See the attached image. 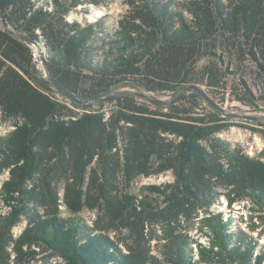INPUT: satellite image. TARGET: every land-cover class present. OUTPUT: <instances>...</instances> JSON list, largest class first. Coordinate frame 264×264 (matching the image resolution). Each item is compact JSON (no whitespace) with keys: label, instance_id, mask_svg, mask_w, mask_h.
Segmentation results:
<instances>
[{"label":"trees","instance_id":"1","mask_svg":"<svg viewBox=\"0 0 264 264\" xmlns=\"http://www.w3.org/2000/svg\"><path fill=\"white\" fill-rule=\"evenodd\" d=\"M83 1L53 0L44 10L36 0H0L10 25H0V120L13 124L0 135V177L8 175L0 264L56 256L65 264H264L258 239L214 209L222 199L229 208L248 203L249 228L262 234L264 150L250 155L220 137L235 124L195 91L171 106L135 94L103 100L197 84L263 109L264 90L233 65L250 59L264 76V0H127L117 24L69 20ZM29 42L48 80L99 107L56 96L35 74ZM165 173L173 181L135 191L139 178Z\"/></svg>","mask_w":264,"mask_h":264},{"label":"rangeland","instance_id":"2","mask_svg":"<svg viewBox=\"0 0 264 264\" xmlns=\"http://www.w3.org/2000/svg\"><path fill=\"white\" fill-rule=\"evenodd\" d=\"M102 1V0H101ZM37 4L43 6L44 10H51L50 7L53 4V0H36ZM48 2V4H46ZM46 4V7L44 5ZM50 6V7H49ZM89 8V13L85 10ZM129 8L127 0H104L103 3L97 5L89 3L88 0H84L81 5H79V11H72L69 19L71 21H78L83 23H91L95 18L109 16V21L111 23H116L124 16ZM83 9V10H82ZM85 9V10H84ZM0 25H4L3 20L0 18ZM250 81L254 91L260 93L261 90H264V76L260 75L257 71L255 63L248 59L238 64L234 63L233 67H238ZM38 71L41 79L48 78L46 74L45 67L41 60L38 62ZM45 81V80H44ZM46 82V81H45ZM54 88V87H53ZM202 88L207 93L209 99L213 102V105L209 104L207 101L203 100L207 107L214 108L216 110H223V116L226 117L230 122L235 125L231 126L228 130L223 131L219 134L220 137L230 141L234 145H239L245 149V151L250 155H259V153L264 150V105L263 109L253 110L248 106L241 104L238 101L229 99H223V95L217 92H213L208 89L205 85H202ZM55 89V94L62 100L71 101L69 97ZM147 95L152 99L159 100H170L174 95L165 93V94H156L147 92ZM139 98L147 101L146 99L138 96ZM151 104H154L151 101H148ZM156 105V104H154ZM98 103L93 107H83L81 109H95L98 108ZM110 104H105L101 109H109ZM13 128V124L10 122L4 123L0 120V135L5 134L10 129ZM264 159V158H263ZM8 175L4 174L0 177V190L5 179ZM173 181V175L171 173L161 174L159 176L151 177H141L135 183V191L138 192L140 187L147 184H164ZM221 204L214 205V209L218 211H223L226 214H232L234 221L232 223L233 227L239 226L244 230L250 232L259 243L264 246V229L262 234H259L258 231H251L249 228V211L247 204L245 203H235L229 208L226 205V200L222 199ZM7 211V207L1 199L0 196V213ZM62 215L65 217L73 216L70 211L63 207ZM80 215L86 220V222L91 223L94 213L88 209H84ZM248 218V221H247ZM247 221V223H246ZM255 222V220H254ZM25 223L15 227V233H20ZM264 227V226H263ZM192 238H198V240L203 244H209V238L206 236H200L195 229L189 232ZM115 238L117 235H114ZM194 252L196 251L195 245L193 246ZM193 259L197 260V255H193ZM31 264H65L62 257L56 256L53 257L48 262L43 263H31Z\"/></svg>","mask_w":264,"mask_h":264},{"label":"water","instance_id":"3","mask_svg":"<svg viewBox=\"0 0 264 264\" xmlns=\"http://www.w3.org/2000/svg\"><path fill=\"white\" fill-rule=\"evenodd\" d=\"M0 18L3 20V23H4L5 27L6 28H10V25H9L8 21L6 20V18L4 16H0ZM29 45L34 50V56H35V60H34V72H35L36 75H38L40 77V75H39L40 73L38 71V62H39V60H41L42 63H43V65H44V60H42V58H41V54H40V51H39V47L34 42H29ZM45 71H46V74H47L46 68H45ZM43 80H45L47 83L53 85L54 88H56L57 90H59L60 92H62L63 94H65L67 97H69L71 100L75 101L80 106H83V107H93V106H95V104H97V102H89V103H86V102H82V101L78 100L76 97H74L73 95L67 93L61 87L55 85L53 82H51L50 80H48L47 77L46 78L43 77ZM187 91H195V92H197L199 94V96L201 97L202 100H205L209 104L213 105V102L211 101V99H209V97H208L207 93L205 92V90L201 86H199L197 84H191V85H188V86L183 87L170 100L152 99V98H150L147 95V91L136 92V91H131V90L130 91L117 92V93L111 94L110 96H108L107 98H105L103 100L104 101H108L109 99H112V98H114L116 96L124 95V94H135L137 96H140V97L146 99L147 101L153 102L156 105H159V106H171L174 103H176L184 95V93L187 92ZM220 111L222 113H224L223 110H220Z\"/></svg>","mask_w":264,"mask_h":264},{"label":"built area","instance_id":"4","mask_svg":"<svg viewBox=\"0 0 264 264\" xmlns=\"http://www.w3.org/2000/svg\"><path fill=\"white\" fill-rule=\"evenodd\" d=\"M50 7V6H49ZM52 6L50 7V9L52 10ZM103 17H105V16H103ZM103 17H99V18H95L94 19V21L93 22H97L99 19H101V18H103ZM70 20V19H69ZM80 23H82V24H85V23H83V22H80ZM118 23V22H117ZM116 24V23H115ZM195 245V244H194ZM207 245V244H206ZM196 247V246H195ZM196 250H197V247H196ZM197 255V258H198V254H196Z\"/></svg>","mask_w":264,"mask_h":264}]
</instances>
